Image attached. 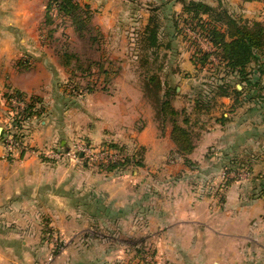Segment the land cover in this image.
Returning a JSON list of instances; mask_svg holds the SVG:
<instances>
[{"label":"crops","instance_id":"crops-1","mask_svg":"<svg viewBox=\"0 0 264 264\" xmlns=\"http://www.w3.org/2000/svg\"><path fill=\"white\" fill-rule=\"evenodd\" d=\"M75 1L80 3V0ZM195 1L213 8V3L223 2L226 7L228 4L240 7L237 11L229 6L227 9L234 15L264 23V0ZM46 3L48 0H0V124L7 126L12 121L15 109L7 100L11 93L22 94L26 106L30 100L35 101L34 114L19 128L28 150L9 157L0 138V264L41 262L49 252L46 237L49 230L59 238H67L73 232L84 233L93 227L99 230L124 223L130 225L132 219H141L152 227L178 226V241L184 246L180 245L174 253L189 259L186 264H264V233L249 239L250 218L247 217L257 209L259 201L264 200V192L263 196L255 195L258 200L247 202L240 197L242 186L231 185L225 208L220 211L213 206L207 208L205 202L195 200L194 203L191 197L171 202L170 190L166 188L132 186L127 182L130 177L127 174L119 177L83 161L73 162L62 157L64 150L70 149L73 140L78 138L93 146L115 144L126 149L135 143L142 166L156 158L160 162L169 153L172 155L174 145L170 139L171 128L160 130L154 109L146 98L137 57H134V66L133 62L130 66L131 74L96 77L92 82L105 84L103 90L93 87L80 99L73 96L66 85L70 75L51 53V45L40 39ZM81 3L88 7L103 35H124L129 28L124 22L132 17L129 11L132 6L141 11V15H137L139 25L135 33L147 24L151 9H158L160 20H173L182 13V6L173 0H81ZM170 30L164 25L161 35L170 33L172 36ZM133 47L135 50V43ZM163 68L164 65L162 71ZM182 72L178 67L173 73L180 74L178 81ZM254 73L253 83H259L256 92L259 97L264 96V55L259 57ZM176 76L167 78L175 81ZM163 77L160 73L162 83L165 82ZM181 80L184 81V76ZM236 89L240 91L241 86L236 85ZM225 100L226 104L222 103ZM221 101L230 113L236 111L238 103L234 98ZM234 117L236 120V112ZM218 124L214 135L195 146L190 158L193 160L197 148L203 152L213 145L211 155L207 156L211 163L213 160L260 162L262 170L257 176L264 183V122L254 124L251 131L245 123L234 121L228 128H223V123ZM256 129L263 132V139L259 138L258 145L247 148L249 140L257 136ZM254 148H260L257 157L252 156ZM54 155L61 156L55 158ZM178 161L177 157L173 163ZM162 173L158 170L149 177L162 185L164 177H168ZM131 176L137 177V171ZM161 177L162 181L157 182ZM255 187L256 192L258 186ZM160 203L165 207L159 206ZM249 241L253 245L248 244ZM168 252L171 254L170 250ZM102 259L105 258L99 257Z\"/></svg>","mask_w":264,"mask_h":264},{"label":"rangeland","instance_id":"rangeland-1","mask_svg":"<svg viewBox=\"0 0 264 264\" xmlns=\"http://www.w3.org/2000/svg\"><path fill=\"white\" fill-rule=\"evenodd\" d=\"M213 4L214 8L222 7L229 12L230 10L227 9L228 6L234 11L240 9V7L233 8V6L228 3L226 7V3L224 2L223 4ZM134 8L135 7L132 6L131 10H129L130 12L132 11L130 20L124 22L127 23L129 27L124 35H103L96 27L97 25L94 20H89L90 24L87 25L91 31V38H96L94 42L87 35L85 38L81 39L76 37L73 28H71L69 24L62 23V20L56 19L55 13L52 15L53 19L49 20V24L46 22V18L44 19V27L42 26L43 31L40 34V39L47 45H51V53L54 57H57L60 63V56L63 55V51L61 50L68 48L66 53L76 55L78 60L80 59L78 63L83 67L88 66L89 63L94 64V67L90 71V75L77 71L75 72V76L69 77L70 80L68 79L66 85L71 86L70 84L77 83L80 87L79 92H84L81 95H75L76 99L88 95L85 89L88 81L91 82L92 80H96V74L100 72L98 66H96L97 64L108 69V74L110 75L114 73H132L130 66H132V62L134 66V62L136 61L134 57H137L133 49L136 38L135 30L139 25V18L137 15H141V11H137ZM47 14L46 11V15ZM169 19L160 20L162 23V30L164 29V25H166L169 26V29H171L170 32H172V36L170 33L168 36L165 33L160 37L161 40L164 39L168 44L166 54L162 52L160 56V58H162L163 54L165 56L163 60L160 59L159 61V65H164L161 76L163 77L166 75V77H163V80H165L163 83L164 87L169 86L171 88H176V90L179 89L174 98L173 107L178 111L185 110L186 114L190 116V125L194 133V146H198L202 140L212 137L214 135L212 134L214 133V129L219 126L218 123H223V128H228V126L232 127L234 121L236 123H245L249 126L248 131H251L254 130V124L259 125L264 122V96L259 97L258 92L251 90H247L243 93L241 102H239L236 107L235 112L238 120L233 119L235 118V112L230 113L229 109L222 104L227 102L226 100L222 102L221 100L223 98L217 99L216 104L212 103L211 109L206 114H197L196 111H194L193 100H195L194 96L197 90H207L209 84H216V79H218L219 76L224 77L225 69L223 68V64L212 55V46L203 35L198 31L192 30L184 22L179 23V33H176L172 26L173 20ZM242 19L250 24L256 21L245 18ZM206 54L211 55H209L207 63L202 66L201 63H198V60H203V55ZM72 61L73 64H76L75 60ZM189 64L191 66H189ZM256 66L257 64L253 67L250 66V75L248 79L251 82H254L256 79V74L254 73ZM178 67L183 71L184 81L181 80L183 76L181 78L179 77L180 80L178 81V75L180 74H173ZM174 75H177L175 81L168 80L167 76L172 77ZM188 79H190V82H188ZM166 80L168 82H166ZM226 80H229L232 85H238L235 77H228ZM93 87L95 90H103L105 84L98 83ZM93 87L91 86V88ZM12 94L14 93L8 95V101L9 98L13 96ZM203 94L208 95V92L204 91ZM5 95L6 94L2 97ZM205 98L210 101L212 100V95L206 96ZM4 100L6 104V96ZM222 118L224 120L220 121ZM12 120V127L13 125L16 127L14 117ZM0 126L3 127L5 134L9 132L5 123L0 124ZM168 127L171 128L169 125H166L164 131H166ZM160 130L163 131L162 128H160ZM10 132H12L11 128ZM16 132H18L17 129ZM18 134L20 135V132H18ZM255 134L253 136L256 137L253 138L252 141L249 140L247 148L258 145L259 138L261 140L263 139V132L259 129H256ZM78 140L80 139L78 138L73 141ZM5 141L6 139H3V142ZM211 146L213 145L206 147L203 152H200V149L197 148L193 160L189 157L190 161L193 163L192 168L186 167L182 160L174 164L173 162L177 160V157L174 158L175 154L171 155V153L160 162H157L156 158L151 164L142 163V166H136V164L138 165V162L141 161L138 146L135 143L130 146L131 148L127 149L124 148V146H119V148L125 149V157L129 163L121 169L118 168L111 171V173L119 175V177L127 174L130 176L127 182H131L132 186H141L145 189L148 187L153 188L154 186L155 188H166V190H170L169 199L171 202L178 201V199H183L185 197L188 200L191 197L194 203L195 200L198 202H205L208 206L207 208H212L211 206H213V209L220 211H223L225 208L228 189L231 185L236 184L242 186L240 187L242 189V192L240 191V197L247 202L258 200L259 198H254L258 193L259 196H263L264 183L261 182L262 178L258 180L259 177L257 176L262 170L260 162H242L243 165L240 164L241 162H238L234 166L226 164V162H231L229 160L224 162V166L223 163L216 160H213V163H211L210 160L207 159V156L211 155ZM195 149L196 147H194V150ZM259 149L254 148L252 156H259ZM65 151L66 150H64V152ZM169 157L173 158L170 159ZM217 164L220 165L218 166ZM215 166H217V169ZM168 169L171 171H167ZM158 170L159 172H163L162 175H168V177H164L165 180L163 179L164 183L162 185H158L149 177V174H156ZM134 171H137L138 176L133 179L131 175ZM159 181H162V177L157 182ZM228 181H230L231 184L226 185ZM255 186H258L256 192L254 191V188H256ZM249 191H251V193H249ZM251 198H253V200H251ZM259 202L260 205L257 209L253 210L251 215L247 216L250 218L248 226L249 239L259 237L264 233V227H262L264 225V200ZM158 205L165 207L162 203ZM158 205H155V207L158 208ZM158 212H156V214ZM182 219L183 222H185L186 219L184 217ZM179 232L178 226L172 227L164 225L152 227L148 226L144 221H141V219H132L130 225L124 223L119 227H108L99 230L93 227L89 228L84 233L79 231L78 233L73 232L69 234L67 238H59L52 230H49L46 235L49 252L47 256L37 264H87L88 262L89 264H186L189 259H182L177 255L178 253H174L180 249V245L182 247L184 246L178 241ZM248 244L253 245L251 241H249ZM169 250L171 254L168 252ZM104 251L106 252L105 255L102 254ZM102 256L105 259L99 260V257Z\"/></svg>","mask_w":264,"mask_h":264},{"label":"trees","instance_id":"trees-1","mask_svg":"<svg viewBox=\"0 0 264 264\" xmlns=\"http://www.w3.org/2000/svg\"><path fill=\"white\" fill-rule=\"evenodd\" d=\"M173 1L182 6V13L173 18V30L179 33V23L184 22L192 30L198 31L211 44L213 49L212 55L223 64V68L225 69L224 77L219 76L216 79V84H209L207 90H197L194 96L195 100H193L194 111L197 114H206L212 105L216 104L217 99L232 97L238 103V98L245 91H257L259 83L251 82L248 76L250 75V66L257 64L259 57L264 55V23L254 21L250 24L246 20L244 21L242 17L232 14L222 7L213 8L201 1ZM46 10L48 13L46 15V22L48 24L49 20L53 19L52 15L55 13L56 19L62 20V23L69 24L73 28L76 37L81 39L87 35L93 42L96 41V38L92 39L90 36L91 31L88 25L92 16L86 5L75 0H48ZM157 11V8L151 9L147 24L135 33V52L137 54L138 69L143 78L142 88L147 100H149L154 109L159 127L162 130L165 129L166 125L171 127L170 139L174 145L173 154L182 160L186 167L192 168L193 163L189 157L192 155L195 146L190 116L186 114L185 110L178 111L173 107V101L177 93L176 88L164 87V84L160 80L162 64L159 65V61L165 58L164 54L162 58L160 56L163 51L168 50V44L164 42V39H160L162 26ZM67 49L61 50L63 51V55L60 56V64L68 74L75 76V72L81 71L83 74L90 75L94 64L89 63L88 66L83 67L78 63L80 59L78 60L76 55L66 53ZM209 55H203L204 59H199L198 63L204 66L207 63ZM72 60H75L76 64H73ZM96 66L100 70L96 74L97 78L109 73V70L102 65L97 64ZM228 77L236 78V82L241 86L240 91L236 89L237 84L232 85L229 80H226ZM70 85L74 90H80L79 84L74 83ZM93 85L94 82L88 81L85 88L87 93L92 91L91 86L93 87ZM204 91L208 92V95H204ZM12 95L19 99H24V96L19 92H15ZM209 95H212V100L210 101L205 98ZM34 104L35 101L33 100L28 102L24 113V121L34 114ZM20 125L16 124L17 131H20ZM21 135L19 137H24L23 134ZM19 137L15 135V138ZM108 146L120 151L125 150L113 144ZM128 163L129 161L125 164H111L99 166L98 168L111 172L118 168L121 169ZM237 163L234 161L226 162L230 166H234ZM224 164L223 162V166ZM240 164L243 165L242 162ZM139 165H141L140 162H138V165L136 164V166ZM229 184H231L230 181L226 185Z\"/></svg>","mask_w":264,"mask_h":264},{"label":"built area","instance_id":"built-area-1","mask_svg":"<svg viewBox=\"0 0 264 264\" xmlns=\"http://www.w3.org/2000/svg\"><path fill=\"white\" fill-rule=\"evenodd\" d=\"M69 91L78 96L83 92H79L73 89L72 86H68ZM10 105L15 109L12 118L14 117L16 124L24 123V113L26 109L25 100L19 99L15 96L9 98ZM13 121V120H12ZM12 121L7 125V130L9 131L6 135V141L4 142L5 154L7 156H12L14 153L27 151L28 146L24 142V137L15 138V135L22 134L21 131L16 132V127H12ZM10 128L12 132H10ZM14 131V132H13ZM22 136V135H21ZM55 158L61 155H54ZM62 157L73 162L83 161L90 167L108 166L111 164H125L126 157L125 151L116 150L108 145L92 146L91 144L80 139L78 141H73L70 149L62 153Z\"/></svg>","mask_w":264,"mask_h":264},{"label":"water","instance_id":"water-1","mask_svg":"<svg viewBox=\"0 0 264 264\" xmlns=\"http://www.w3.org/2000/svg\"><path fill=\"white\" fill-rule=\"evenodd\" d=\"M6 134L4 133V130H3V128L2 127H0V138H2V139H5L6 138Z\"/></svg>","mask_w":264,"mask_h":264}]
</instances>
